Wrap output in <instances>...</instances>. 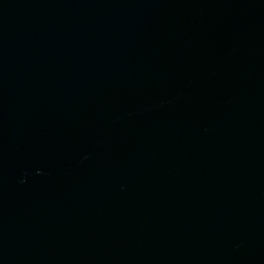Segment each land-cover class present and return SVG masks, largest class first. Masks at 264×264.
I'll list each match as a JSON object with an SVG mask.
<instances>
[{
	"label": "water",
	"instance_id": "water-1",
	"mask_svg": "<svg viewBox=\"0 0 264 264\" xmlns=\"http://www.w3.org/2000/svg\"><path fill=\"white\" fill-rule=\"evenodd\" d=\"M0 264H264V0H0Z\"/></svg>",
	"mask_w": 264,
	"mask_h": 264
}]
</instances>
